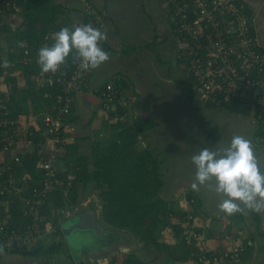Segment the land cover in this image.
Here are the masks:
<instances>
[{
	"label": "crops",
	"instance_id": "0c3cea01",
	"mask_svg": "<svg viewBox=\"0 0 264 264\" xmlns=\"http://www.w3.org/2000/svg\"><path fill=\"white\" fill-rule=\"evenodd\" d=\"M239 1L251 12L257 43L260 49L264 50V0ZM49 5L58 8L52 26L54 31L47 35L49 40L54 39V34L64 27L74 29L76 26L88 24L94 27L88 7L102 19V31L107 35L104 50L108 52L110 59L98 69L90 70L87 88L77 93L73 103V107L76 108V123L80 121L81 113L89 114L88 116L91 118L92 114L96 112L97 120L94 119L93 122L97 128L92 130L99 131V135L102 136L101 141L109 142L112 138L108 137L111 134L115 137L117 134V130H112L110 126L113 118L110 117L112 119L108 122V115L100 110L98 93L107 84H112L116 88L120 99H127L134 106L132 108L137 114V118L144 122L142 131L138 135L137 148L149 150L154 159L160 163V167L163 166L162 159L165 156L162 153L164 152H161V147L155 148L160 143V136L165 134L162 130L164 120L170 119L173 126H176L178 139L176 140V134L171 136L173 148L170 149L179 153L172 157L176 160L179 169L183 168L186 171L190 168L195 169L190 158L202 150L201 143H205V141L200 139L205 137L208 130L215 131L213 125L216 120L220 123V131L226 130L227 123L232 130H234L235 125L246 127L248 138L257 141L256 123L251 118L238 112L208 106L199 99L194 88V80L187 70L184 48L175 31L173 18L164 0H50ZM24 27V19L20 9L17 14H0V120L14 121L16 127L21 129L22 141L25 140L27 131L40 137L44 129L43 116L49 113L45 112V109L43 111L37 109L39 104L33 100L37 99L36 95L32 96V100L23 99L22 93L27 91L32 82L37 87L34 74L31 75L33 69L30 67V70L26 71L22 67L25 65L23 61L26 58L24 59L23 52L26 45L20 42L19 35L25 29ZM169 55L170 58L173 57L172 63L165 62ZM21 58H23L22 61ZM5 60L9 62L10 67H3ZM14 87L17 89L13 90ZM84 91L87 92L83 93ZM193 96L195 97L193 98ZM196 98L200 101L198 100L199 102L194 105L191 99ZM169 99H173V102L175 99H185V102H183L181 110L172 112L175 107L171 108ZM12 101L13 104L10 103ZM12 105L14 109L11 107ZM184 106L188 107L189 110L187 117L182 114ZM196 110L204 111L206 118L195 117ZM12 112L15 117H13ZM118 119L122 120L121 116ZM247 121L253 125V128H248L250 125ZM64 125L68 126V123ZM72 125L75 123L69 124L68 127L71 128ZM68 127L64 129L65 134L69 130ZM168 127L169 124H166L165 131ZM7 128H4L6 133L3 135L7 134ZM157 134L158 136H156ZM22 141H18L19 144L17 143L18 145L9 154L23 150ZM67 141L69 144L73 143L68 137ZM28 143L30 150L33 148L32 140ZM42 145L41 154L49 155L51 161L58 157V152L61 149L50 153L51 150L45 146L43 141ZM209 145L214 147V151L219 150L217 146H213L214 141ZM258 145L262 147H255L252 144L259 166L262 163L261 166L264 170V145L259 143ZM196 147L198 148L195 149ZM159 153L162 154V159L159 157ZM6 157L7 155L0 149V164L5 161ZM263 170L262 172H264ZM185 175L190 180L187 179L184 187H180L181 184L178 185L175 179L166 180L162 175L160 196L162 197L161 193L164 190L171 192L168 198H162L169 201L175 208L181 206V210L189 211L190 203H188L187 197L191 195L192 201L195 203L193 210L195 217L191 226L200 229L202 239L206 238L207 244L204 249L217 252L222 256L221 264H264V212L257 213L243 208L241 205L243 211L230 216L226 215L218 209L221 197L218 199L211 193L210 200L207 201L208 199L203 196L200 186L198 191L192 190L191 184L194 182V178L188 176L190 175L188 172ZM167 183L169 186L165 188ZM185 193L187 196H185V203L179 202ZM178 203L179 205H177ZM5 209H10L9 203L5 205ZM199 215L205 217V223L198 220ZM195 221L202 225L196 224ZM210 221L214 223L206 227ZM185 225L187 226V224ZM185 225L182 224V226ZM239 241L246 245L247 250L239 258L232 259L230 258V250ZM0 248L3 249L0 252V264H39L47 260L40 257L32 258L34 260L32 261L29 260L31 257L13 254L3 246ZM102 248L100 253L104 254ZM123 253L121 252V254ZM129 253L137 256L134 249ZM65 255L69 257L68 254L65 253ZM94 255L97 254H90V256ZM190 261L192 264V260ZM79 262H83L81 258L76 263Z\"/></svg>",
	"mask_w": 264,
	"mask_h": 264
},
{
	"label": "built area",
	"instance_id": "2783aa9c",
	"mask_svg": "<svg viewBox=\"0 0 264 264\" xmlns=\"http://www.w3.org/2000/svg\"><path fill=\"white\" fill-rule=\"evenodd\" d=\"M174 22V27L184 48L185 62L199 99L209 105H219L221 101L231 102L245 111L257 127V141L264 145V50H261L254 32L252 19L246 16V6L239 0H164ZM93 25L102 31V19L88 7ZM19 7L14 0H0V14H17ZM92 22V21H91ZM103 32V31H102ZM49 37H45L43 46H47ZM106 41L101 42L104 49ZM27 61L38 65V52L24 50ZM90 70L83 71L79 62L74 60L73 67L66 70L62 65L56 73H42L36 76L37 87L59 88L56 104L43 116V132L40 135L45 146L54 153L68 144L63 119L70 116L77 93L87 88ZM75 94V96H74ZM100 110L108 115L116 113V107L124 109L121 119L132 123L137 114L132 103L120 99L112 84H107L100 92ZM4 109V108H3ZM114 120V119H113ZM112 120V121H113ZM126 123V122H125ZM14 128L12 120H0V129ZM9 134V133H7ZM22 148H28V142H21ZM13 142L6 140L1 150L8 155ZM0 164V197L9 195L20 198L23 202L24 215L30 223L24 230L8 228L10 209H5L7 200H0V242L9 252L31 248L42 241L53 238L55 227L46 221L42 207L55 191V176L51 159L40 164L44 169V181L41 185L30 188V177L24 174L19 178L12 176L14 164H19L18 153L9 154ZM46 155V154H45ZM47 156V155H46ZM53 156V155H52ZM7 176V178H5ZM66 195V192L64 193ZM71 212V215L76 211ZM55 214L51 210V215ZM68 216L69 212H66ZM67 216V217H68ZM46 221V223L43 222ZM186 226L181 234L180 244L195 249L191 253L192 264H221L222 256L200 248L203 240L201 233ZM244 253L241 243H235L230 250V258L237 259Z\"/></svg>",
	"mask_w": 264,
	"mask_h": 264
},
{
	"label": "trees",
	"instance_id": "16d2710c",
	"mask_svg": "<svg viewBox=\"0 0 264 264\" xmlns=\"http://www.w3.org/2000/svg\"><path fill=\"white\" fill-rule=\"evenodd\" d=\"M20 9V13L24 19V30L20 32V42L29 48L32 52H38L45 42V37L53 33L54 16L57 14L58 8L49 5L50 0H14ZM246 16L252 19L251 12L246 7ZM54 39L51 38L47 42V46L51 47ZM22 49V48H21ZM74 52L69 55L66 62L62 65L66 70L73 67ZM22 57V56H21ZM24 59L26 58L23 56ZM23 58H21V61ZM22 67L26 71L30 70L33 77L41 74L40 67L27 61L25 59ZM1 65V64H0ZM17 88L14 87L13 90ZM84 91L83 93H86ZM59 94V88L53 87H36L32 82L27 91L22 93L23 99H31L36 95L37 99H33L36 104L38 103V110L50 112L51 108L56 104V95ZM96 94V93H95ZM100 95V93H98ZM75 96V94H74ZM27 102L26 100L24 101ZM13 104L14 102H10ZM211 107H220L221 109L238 112L247 116L245 111H242L235 104L231 102L221 101L219 105H209ZM14 109V106H11ZM76 108L72 107L70 116L63 119V123L73 124L76 123L77 117L75 115ZM124 109L120 106L116 107V113L110 116L114 119L110 126L112 130H117L114 138L108 141L93 142L90 151H81L79 142L91 141L87 139H75L73 143L63 145L58 152L56 160H52L51 165L54 169V181L60 182L53 183L56 187L55 191L46 200L42 207V214L46 217V221L51 222L55 227V232L52 234L53 238L58 237L59 242H51L46 246L42 241L38 245L31 248H22L11 251L13 254H20L25 257L31 258H44L49 259L55 255L68 254L72 260L71 264H86L83 262L76 263L73 259L69 247L66 246L63 233L62 224L67 220V209H73L77 203V190L80 185L84 188L88 185H93L98 190V200L100 202L101 221L105 226L120 232L130 234L142 243L144 246H153L157 250L160 249L158 242V230L161 227H171L176 235L183 234L186 227L182 224L192 225L195 215V203L192 201L191 195L188 196L189 211H177L169 201L164 200L160 196L162 187L160 175V163L154 159L152 154L147 149H138V135L142 131L143 121L139 118L135 119L132 123L126 124L119 120L118 117L123 115ZM10 113V112H9ZM13 113V112H12ZM96 112L92 114L88 124L96 129L97 125L93 122L97 120ZM13 117L15 114L13 113ZM11 118V116H10ZM109 122V121H108ZM146 126V125H145ZM2 133V134H1ZM5 129L0 130V149L2 143L6 140L13 142V148L19 144L21 139V129L19 127L7 128L6 135ZM5 136V137H3ZM25 140L22 142H29L32 140L33 148H23L18 152L20 158L19 164H14L12 176L19 178L24 174L30 177V188L39 186L44 181L45 171L40 167V164L47 162L50 156L41 154L40 150L42 139L35 136L34 133L27 131L25 133ZM18 143V144H17ZM10 156L9 154L7 157ZM7 178V176H5ZM66 192V195L64 193ZM4 199L9 202L10 211L9 219L7 221L8 228L21 227L24 230L30 223V218L24 215L23 202L20 198L4 195L0 200ZM95 201L89 203L94 205ZM195 202V200H194ZM51 210L55 214L51 215ZM170 219H175L179 222V226L170 225ZM43 220L44 223H46ZM63 221V222H62ZM194 231L200 233V229L193 228ZM160 231V230H159ZM242 244V243H241ZM244 252L247 250L246 245L242 244ZM0 247H2L0 242ZM177 248V246H176ZM181 255L178 256L179 261L183 259H191V253L195 249L179 246ZM197 252V251H196ZM108 264H146L140 260L133 253H123L112 256Z\"/></svg>",
	"mask_w": 264,
	"mask_h": 264
},
{
	"label": "clouds",
	"instance_id": "9594fccd",
	"mask_svg": "<svg viewBox=\"0 0 264 264\" xmlns=\"http://www.w3.org/2000/svg\"><path fill=\"white\" fill-rule=\"evenodd\" d=\"M106 40L107 35L91 24L61 28L54 34L52 46H43L38 51L40 71L56 73L73 52L81 70L98 69L110 59L101 47ZM3 67H10L7 60ZM190 159L196 169L192 190L198 191L199 186L214 182V190L221 197L218 204L221 212L229 216L243 208L264 212V172L249 139L234 135L227 147L217 151L204 148Z\"/></svg>",
	"mask_w": 264,
	"mask_h": 264
},
{
	"label": "rangeland",
	"instance_id": "374dc122",
	"mask_svg": "<svg viewBox=\"0 0 264 264\" xmlns=\"http://www.w3.org/2000/svg\"><path fill=\"white\" fill-rule=\"evenodd\" d=\"M173 61V57L167 58V60H165V62H170L172 63ZM39 66V65H36ZM35 79V76H34ZM196 95V94H195ZM195 96H193L194 98ZM197 97V95H196ZM198 98V97H197ZM196 99H191L193 104L195 105L196 102H199ZM169 101H171V108L175 107L174 110H172V112H175L176 110H181V108L183 107V102H185V99H175L173 102V99H169ZM174 103V104H173ZM197 107V106H196ZM188 107L184 106V108L182 109V114H184V116L187 117V115L189 114V110ZM170 111V110H169ZM204 111H198L196 110L195 117H200V118H206L204 116ZM223 113V112H222ZM89 114H84L81 113V119L79 122L75 123V125H72L73 127L69 128L68 132L66 133L67 137L69 140L74 141L76 138L79 140L81 139H87V138H91V141H83V142H79V148L81 151H86L87 153L90 151L91 149V145L93 142H97V141H101L102 136L99 135V131L97 130H92L93 128H90V125L88 124L89 120H90V116H88ZM248 117V116H247ZM250 121V120H249ZM247 121V123L250 125L248 128L251 129L253 128V125ZM252 121V120H251ZM234 122V121H233ZM163 128L162 130H164L165 134L160 136V143L159 145H156V148L161 147V152H164L162 154H164V159H162V154L159 153V157L163 160L162 164L163 166L160 167V175L162 177V175H164L163 178H166V180H172L175 179V181L178 183V185L181 184L180 187H184L186 184L187 179L190 180V178H188L185 174L186 172H188L190 175L188 176H192L193 178H195V169L190 168L188 169V171H186V169H179V167L177 166L176 160L172 157V156H177L179 153L178 152H173L172 149L173 148V144H172V139L171 136L173 134H176V140L178 139L177 136V129H175L176 126H173L172 122L170 119L168 120H164L163 122ZM166 124H169L168 129L165 131L166 128ZM256 125V124H255ZM214 130H208L205 134V137H201V141H205V143H201V147L202 150L204 148H211L212 150L214 149V147L210 146L209 144L212 143V141H214V145L213 146H217L220 149L225 148L229 145L231 138L234 135H240L243 136L246 139H249L248 136L246 135V127H240V126H236L234 127V130H232L231 126L229 125V123L226 124V130H219V126L220 123L216 120L214 121ZM257 126V125H256ZM207 128V127H206ZM257 133V132H256ZM158 136V134L156 135ZM114 135L111 134L108 138H113ZM107 138V137H106ZM105 139V138H104ZM251 141L252 144H254V146L256 147H262L260 145H258V141L254 140V139H249ZM93 141V142H92ZM209 143V144H208ZM198 147H196L195 149H197ZM256 155V154H255ZM261 158V157H260ZM56 160V159H54ZM264 160V158H263ZM261 161V159H260ZM262 162V161H261ZM259 163V162H258ZM263 165L262 163L260 164V166ZM263 170L262 166H261V171ZM264 171V170H263ZM162 181V180H161ZM169 184H165V188H168ZM202 188V194L203 196L207 197V201L210 200V194H214L218 199H220L214 188H215V184L214 182H209L206 183L205 185L200 186ZM169 190V189H167ZM210 191V192H208ZM97 195H98V190H96L94 188L93 185H88L87 187H83L82 185L79 186L78 190H77V203L73 206H75L73 209H67L69 212V215H71V212L74 211L75 209L81 210L83 207L82 205H87L88 203H91L92 201H97ZM163 198H168L171 195V192H166V190H164L161 193ZM95 196V197H93ZM185 196L186 193L184 194V197L179 201H183L185 200ZM187 197V196H186ZM185 203V202H184ZM179 205V203L177 204ZM179 208L177 211H181V206H178ZM66 216H68L66 214ZM198 218V217H197ZM198 220L202 223H205V217L203 215H199ZM207 220V219H206ZM63 222V221H62ZM102 222V221H101ZM196 224H201L198 221H195ZM212 221H210V223L207 224L206 227H208L209 225H211ZM103 224V222H102ZM170 225H177L179 226V222L175 219H170ZM104 225V224H103ZM185 225V224H184ZM202 225V224H201ZM105 226V225H104ZM219 226H221V224H219ZM108 227V226H107ZM183 227H186L183 226ZM211 227V226H210ZM207 229V228H205ZM160 230V231H159ZM158 230V242L160 245V249L157 250L155 247L153 246H144L142 243L137 242L136 239H134L133 236H131L128 233L123 232L124 236L126 237V241L123 244H117L116 245H109V247H107V249L104 250V253L106 254H102L100 253L101 251V247L99 248V253L97 255L94 256H90V255H84V259L81 258V260L83 262L89 263V264H108L109 259L117 254H120L121 251H123L124 253H129L132 252L133 249L135 252H137V256L139 259H142L146 264H191V259L187 258V259H183L181 261H179L178 256L181 255V250L179 249V246H181L180 244V235H176V232L171 228V227H161ZM56 238V237H55ZM64 241L66 246H70L72 245L74 248L78 247L82 244L89 246L90 248L92 246H97L93 243L97 242L96 238L94 236H91V234H81V233H76L72 236V238L70 240H67L65 236H63ZM206 238H204L201 242H200V247L203 250L205 245L207 244V241H205ZM60 240L58 239V237L56 238V240L54 241L59 242ZM45 245L48 246L50 245L51 242H53V240H46L44 241ZM240 243V241H239ZM86 246V247H87ZM177 246V248H176ZM85 249V248H83ZM106 258V260H104ZM74 260H78L79 258H75L73 256ZM27 260V259H26ZM29 260H32V258H29ZM98 260V261H97ZM34 261V260H32ZM91 261V262H89ZM71 260L69 259L68 256L64 254H59V255H55L53 256L52 259L50 260H44L43 262H40L39 264H70ZM26 264V263H25Z\"/></svg>",
	"mask_w": 264,
	"mask_h": 264
},
{
	"label": "water",
	"instance_id": "95a60500",
	"mask_svg": "<svg viewBox=\"0 0 264 264\" xmlns=\"http://www.w3.org/2000/svg\"><path fill=\"white\" fill-rule=\"evenodd\" d=\"M82 207L81 210L77 209L73 215L67 217V220L62 224V233L67 240H70L76 233L91 234V236L96 238L97 242L93 244L97 246H92L91 248L84 244L75 248L72 245L68 246L75 258H83L84 255L92 253L98 254L100 247H103L102 251L104 252L109 245L118 246L117 244H123L127 240L122 232L102 224L100 217L101 206L98 197L94 205L91 206L88 203L87 205H82Z\"/></svg>",
	"mask_w": 264,
	"mask_h": 264
}]
</instances>
